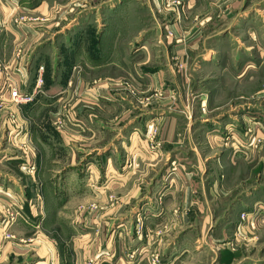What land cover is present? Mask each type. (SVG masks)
Instances as JSON below:
<instances>
[{"label": "crops", "instance_id": "crops-1", "mask_svg": "<svg viewBox=\"0 0 264 264\" xmlns=\"http://www.w3.org/2000/svg\"><path fill=\"white\" fill-rule=\"evenodd\" d=\"M135 1L110 0L100 9L108 18L110 13L133 9ZM182 1L179 13L160 12L161 20L155 18L158 29L140 36L130 54L141 61L129 77L139 92L152 98L142 109L143 115L131 116L136 107L123 96L106 87L89 86L98 71L112 65L104 60L114 61V47L110 54L98 51L101 32L99 39L93 38V51L87 52L84 63L92 78H82L79 68L72 75L73 66H68L57 69L50 83L43 81V95L59 103L77 93L72 111L68 110L73 118L65 116L63 131L57 126L52 131L40 123L31 125L26 132L38 146L36 162L16 151L0 150V264L15 256L23 258L27 252L32 257L18 260L19 264H64L55 241L44 230L55 212L69 216L64 232L69 243L64 251L71 264L93 260L150 264L152 255L159 257L160 264H264V255H256L264 253L260 246L264 244V214L256 211L264 208V185H249L247 173L258 162L245 133L255 125L250 116L264 115V99L245 100L259 92L257 82L264 80V0ZM45 2L17 0L26 10H42ZM11 4L0 0V11L10 12ZM143 5L144 11L153 13ZM87 12L90 18L81 15L69 25L75 33L87 32V21L93 16L95 22L101 11ZM22 28L30 40L33 31ZM124 28L122 22L116 35L122 37ZM166 30L172 31L175 41L165 37ZM5 34L9 38L6 43L0 40V48L17 39L14 30ZM80 40L65 44L70 56L80 55ZM44 57L34 53L28 67L22 62L8 67L22 95L36 92L35 78ZM120 60L129 67L123 53ZM184 63L185 79L177 69ZM0 83V100L9 102L2 74ZM171 93L177 97L175 104L168 101ZM152 94L163 99L155 100ZM191 100L192 113L188 111ZM227 101L235 104L228 107ZM151 128L158 135L150 149L145 136ZM22 134L15 140H22ZM238 173L242 185L238 187L245 190L221 210L219 200L227 197ZM109 194H118L111 202L115 206L86 215L78 210L92 200L107 201ZM253 213L258 217L252 229H247V243L231 248L229 238L241 214ZM6 235H13L14 240Z\"/></svg>", "mask_w": 264, "mask_h": 264}, {"label": "rangeland", "instance_id": "rangeland-1", "mask_svg": "<svg viewBox=\"0 0 264 264\" xmlns=\"http://www.w3.org/2000/svg\"><path fill=\"white\" fill-rule=\"evenodd\" d=\"M10 1L12 3L11 5L13 6L11 8V11H7V13L5 12L6 14L0 11V26H2L3 30L0 34V36H2L3 34L0 40L3 39L6 43V39L9 38L7 37L9 36V34L5 33H9L11 30H14L15 34L17 35V39L16 41L12 42V44H7L6 46H2L0 48V70H8V67L11 64L14 66H18L21 62L28 67L30 58L34 53H42L45 56V60L41 63L40 67H38L37 77L35 78V86L38 88H36V92H33V95L32 91L29 93L26 92L24 95H22L21 91L16 86L23 98L25 97L32 99L29 103H25L22 106H15V104L11 102L10 99L9 102L7 101L5 103L0 100V150H13L17 153L19 152L20 157H23L25 159L27 158V160H29V157H31V159L34 158L33 162H36L37 155H39L36 152V148L38 149V146L32 143L30 137L26 136L24 133L22 134L23 139L20 141H16L12 135V131L18 128L22 132H28L31 125L39 123L47 126L48 130L50 129L53 131V129L57 126L60 127V129L63 131V129L65 128L63 126L65 116L69 119L73 118L71 107L72 103L76 99L77 93L74 92V95L70 94L69 97L65 98L64 101H61V103H59L55 100L48 99L45 97L46 95H43V81L45 80L47 83H50L57 69L64 67V69H66V67L68 66H73L72 71L74 72H72V75L77 71L76 68H79L82 69V78L86 80L92 78V76H90L89 73L85 70L84 63L88 61V53L90 51H93V38L99 39L100 32L101 36L103 37L101 38V43H99L98 51L102 54H110L112 52V47H114V61L110 62L108 58L104 60V62L106 61L108 65L112 64L113 66L110 65L108 66V68H104L98 71L97 79L94 80L92 78L91 83L89 82V86H92L94 88L106 87L107 91L123 96L129 102H131L133 107H136V110L132 111L131 116L138 117L143 115L142 109H146L145 106L148 105L152 98H150V96L143 95L142 92H139V87H137L133 83V80H131V78L129 77V73L132 75V71L133 69H135L134 66L136 67L138 61H141L138 59L136 61V59H133V56L130 54L137 47L135 43L140 38V36L145 35V32H148L149 30H151V32H154L155 29H158L155 26V18L158 22L159 20H161H158V15H160V12L167 9L171 10V13H173V10L176 13H179V8L183 5L182 0H150V2H148V0H136V5L133 9H129L126 12L123 11L115 15L112 14V16L110 13V16L108 18L106 17V13L103 14L104 12L100 8L101 6H104V3L109 2L110 0H45L46 6H44L42 10H37L36 8H34V10H26L23 7L21 8L20 5L17 4V0ZM114 1H123V4H125L126 0ZM126 3L128 4V2ZM137 3L142 5H137ZM144 3L152 8L153 13H151V11L146 12L143 8H141L144 6ZM94 8L101 11L98 15L96 14V23L93 22L95 19L92 16V21H87V26L90 29L87 30V32L82 31L75 33V30H73L72 27L75 21H78L81 15H88L90 18L91 14L87 11ZM119 8H121V5L118 6L117 9ZM71 22L73 23L69 27ZM122 22L125 25V32L121 37L119 35H116V32H118L122 27ZM22 26L29 27V31H33L31 35H33L34 38L31 37L30 40H26V38L29 37L28 34L26 35V33L23 31ZM64 34L65 40L63 39L64 37L62 38ZM117 36L121 37V39L118 44H115L114 42ZM165 37L173 39L175 41V36L172 31L170 32L166 30ZM78 38H81L78 46L80 55L70 56V51L67 50L68 48L65 44L68 42H72V40L74 39H77L78 41ZM129 42L131 43V45L128 44ZM121 53H123V56L125 57V62H129V67L126 65L123 66V64L121 63ZM261 53L264 54V50H262ZM177 69L181 70V74H184V79L185 77L187 78V63H184V66H180L178 64ZM14 75L12 76V78L16 83V78H14ZM38 76L40 78L39 83L37 82ZM0 85L3 86V83H0ZM257 87L259 92L257 94H254L251 98L245 100L254 99L252 100L253 102H256L257 100L258 102H260V100L264 99V80H258ZM1 95H3V93H0V96ZM152 96L155 100H159V98L163 99V96H159V94H152ZM168 97V101L171 104H175V102H177V97L175 94H173V97ZM240 100L245 101L243 99ZM192 101L194 100H191V103H188V111L190 113H192L193 111ZM224 101L225 98L223 99V102ZM234 104L235 102L232 101H227L226 103L228 107ZM69 107L71 108L70 112L68 111ZM259 117H262V114L259 115ZM254 122L256 123L257 121L254 120ZM253 127L254 126H251L250 128ZM116 128H119V126H116ZM248 129L245 132L247 138L249 137V133L247 134ZM157 135L158 132L156 128H151L149 130V132L145 136L149 147L150 145L155 144L154 142ZM260 140L261 141L258 145H249V148H251V150L255 152L258 162V166L253 165L252 171L247 173V177L251 178V184H249L251 185V187L255 185H264V153H262L264 152V138H260ZM48 159L50 160L51 158L48 157ZM242 168L244 169L243 165L241 166V169ZM245 168L247 170L250 169L249 166H246ZM2 170L7 171V169L4 168ZM151 175L146 176V179L148 181L150 180ZM236 176L238 177V179H236V177L235 182L232 181V183L230 184V189L226 194L227 197H222L223 200H219V209L221 208V210L224 209V204L225 209H227L231 205V201L234 200V202H236L239 198V194L245 190L240 188L242 187V185L239 183V173ZM238 184L240 185V187H238ZM117 196L118 194H109L107 195V201L105 200L104 202H94L93 200V202L87 201L88 203H86L85 205L83 204L84 206L78 207V210L82 212V215H86V213H88L90 210L94 211L97 209V211H101L103 207L108 208L115 206L111 204V202L117 200ZM256 211L259 212V214H264V208H262L261 210L257 208ZM219 213L220 211H217V214ZM246 215L247 216L245 217V220L240 219L239 224L235 227L232 236L229 238L232 242L231 248H234L237 243H247V229H252L251 226L254 225V221L256 219L252 220L248 217V214ZM68 218V214H59L58 212L51 213L48 218L49 221L47 222V226L44 229L47 232V235L55 241L57 251L59 252V258L61 260V263L64 264H71V258L68 251H64L65 248H67L66 244L69 243V237H66L64 234L66 229V220L69 221ZM5 238L14 240L13 235H6ZM260 246H264V244H260ZM27 254L29 255H25V257H23L24 259L32 257L29 252H27ZM121 255H123L125 260V252ZM256 255H264V253H257ZM116 256H119V253H117ZM23 258L21 256H15L13 258H10L9 261L2 264H19L18 260H24Z\"/></svg>", "mask_w": 264, "mask_h": 264}, {"label": "built area", "instance_id": "built-area-1", "mask_svg": "<svg viewBox=\"0 0 264 264\" xmlns=\"http://www.w3.org/2000/svg\"><path fill=\"white\" fill-rule=\"evenodd\" d=\"M2 26H0V34L2 32ZM247 69V68H246ZM2 74V78L3 81L5 82L4 84H6L7 89H8V95H9V99L11 102H13L15 104V106H21L25 103H29L32 99L31 98H23L20 94V92L18 91L17 87H16V83L14 81V79L12 78V74L7 70V69H3L0 70V75ZM39 75V72H38ZM37 82H40V78L38 76V80ZM38 85V84H37ZM38 88V87H37ZM171 97H173V94L170 95ZM253 120H256L257 122L255 123L253 128L248 129L247 134L249 133V138H250V144L251 145H258L260 143V138H264V115H262V117H256V116H250ZM20 133H22V131L18 128L14 129L12 131V135L14 138H16V136H18ZM26 136H27V132L24 131L23 132ZM154 134V132H153ZM259 135V137H258ZM154 145H151L149 148H153ZM131 167V164H128V167ZM10 216V220L14 221V217L12 214H9ZM247 215L246 214H241L240 219L241 220H245V217ZM248 217H251L252 220H255L258 216L256 214L253 213V215H249ZM251 226V225H249ZM252 227V226H251ZM87 264H102L101 260H93L91 262H88ZM150 264H160L159 258L156 255H152L150 258Z\"/></svg>", "mask_w": 264, "mask_h": 264}]
</instances>
